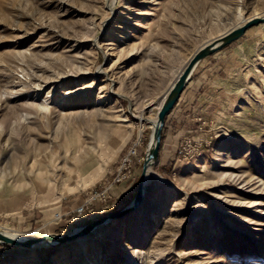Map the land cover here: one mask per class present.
<instances>
[{"label": "rangeland", "instance_id": "obj_1", "mask_svg": "<svg viewBox=\"0 0 264 264\" xmlns=\"http://www.w3.org/2000/svg\"><path fill=\"white\" fill-rule=\"evenodd\" d=\"M257 15L264 0H0V230L69 234L127 206L152 133L145 102ZM215 57L227 96L177 131L171 166L163 125L137 208L84 247L0 242V264H264V24ZM133 144L130 178L104 192ZM114 185L130 195L111 197Z\"/></svg>", "mask_w": 264, "mask_h": 264}, {"label": "crops", "instance_id": "obj_2", "mask_svg": "<svg viewBox=\"0 0 264 264\" xmlns=\"http://www.w3.org/2000/svg\"><path fill=\"white\" fill-rule=\"evenodd\" d=\"M215 53L202 59L173 108L166 114L160 150V163L163 165L168 163L171 166L174 161L177 131L194 129L196 116L211 118L220 100L227 96L228 76L215 59ZM175 164L176 161L173 166ZM130 191L129 186L114 185L110 194L111 197H126Z\"/></svg>", "mask_w": 264, "mask_h": 264}, {"label": "water", "instance_id": "obj_3", "mask_svg": "<svg viewBox=\"0 0 264 264\" xmlns=\"http://www.w3.org/2000/svg\"><path fill=\"white\" fill-rule=\"evenodd\" d=\"M260 23L264 24V15H257L250 17L242 24H239L234 28H232L231 30L225 32L224 34L212 39L209 43L199 48L193 54L188 64L184 68L183 72L179 76L177 82L173 86L172 90L168 94V97L164 105L162 106V108L158 113V122L156 127L152 130L151 133L148 149L142 165V172L139 178L138 188L133 199L127 206H125L120 210L109 212L107 215L100 217L99 219L89 224L81 226L78 229V231H72L69 234H63V235L47 234L40 236L38 238H28L21 241L6 236L0 231V242L11 244L13 246H22V247H31L39 243H46L49 245L61 244L69 240L82 237L88 234L89 232H91L97 226L121 218L126 214H128L129 212L133 211L135 208H137L141 203L145 192V188L143 184V175L145 172V168L147 166H151L153 163H155L157 159L158 148L161 139L162 127L165 121V116L173 108L182 90L189 81L195 67L202 59L222 49L224 46H226L227 44L231 43L232 41L240 37L249 27Z\"/></svg>", "mask_w": 264, "mask_h": 264}, {"label": "bare ground", "instance_id": "obj_4", "mask_svg": "<svg viewBox=\"0 0 264 264\" xmlns=\"http://www.w3.org/2000/svg\"><path fill=\"white\" fill-rule=\"evenodd\" d=\"M248 18H244L240 21V24H242L243 22H245ZM231 30V29H230ZM109 42V41H107ZM209 43V42H208ZM206 45V44H204ZM202 45V46H204ZM201 46V47H202ZM199 47V48H201ZM198 48V49H199ZM196 49L195 52L198 50ZM194 52V53H195ZM193 53V54H194ZM190 55V57L188 58V60L183 64V66L175 73L172 81L170 82L169 86L166 88L165 91H163L161 94L157 95V96H154V97H151L149 98L146 102H145V105H144V109H146L148 111V116L147 117H144V116H140V120L141 121H146L150 127L152 128V130L156 127L157 125V122H158V113L160 111V109L162 108V106L164 105L167 97H168V94L170 93V91L172 90L173 86L175 85V83L177 82L179 76L181 75V73L183 72L184 68L186 67V65L188 64L189 60L191 59V57L193 56ZM139 120V121H140ZM84 151V150H83ZM151 168L150 166H147L145 168V172H144V175H143V184H144V181H146L147 179V176L149 174V172H151ZM156 178L158 179H161L162 177L159 176L158 174H156ZM157 201V200H156ZM161 202V201H160ZM159 204L158 203H154L153 206H158ZM82 215V214H81ZM4 235L6 236H9L13 239H17V240H25V239H28L27 236L23 235V234H20V233H17L13 230H8V229H3V230H0ZM75 231H78V229H76ZM58 235V234H57ZM81 243V245L84 247L85 243L84 242V238H79L78 239ZM85 249V248H84Z\"/></svg>", "mask_w": 264, "mask_h": 264}, {"label": "built area", "instance_id": "obj_5", "mask_svg": "<svg viewBox=\"0 0 264 264\" xmlns=\"http://www.w3.org/2000/svg\"><path fill=\"white\" fill-rule=\"evenodd\" d=\"M136 155V147L135 144H133L128 147L124 155L121 157L117 172L115 173V176L113 177V180L109 183V185L105 187L104 192H106L112 184L125 182L130 178L132 174L130 167L133 165ZM96 194L97 193L93 195V198ZM83 209L84 207L81 206L77 209V211L81 213Z\"/></svg>", "mask_w": 264, "mask_h": 264}]
</instances>
